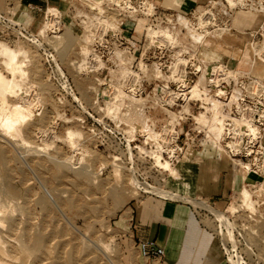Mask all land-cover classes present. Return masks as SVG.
<instances>
[{"label":"rangeland","instance_id":"374dc122","mask_svg":"<svg viewBox=\"0 0 264 264\" xmlns=\"http://www.w3.org/2000/svg\"><path fill=\"white\" fill-rule=\"evenodd\" d=\"M92 1L59 0V7L30 11L15 0L14 10L0 14V50L16 54L11 71L9 58L0 52V75L19 87L0 97V106L22 104L29 111L16 124L18 136L0 126L4 262L158 264L140 258L129 228L136 202L152 196L212 215L201 222L214 231L216 252L225 249L227 256L220 251L217 264H264V190L258 186L264 179L247 176L227 204L216 209L198 202L201 198L190 189L200 164L214 159L232 164L220 149L188 152L171 163L162 156L161 163L168 162L173 172L157 164L154 153L156 143L168 136L167 126L177 125V113L195 117L205 112L199 99L195 106L169 108L176 87L171 64L197 50L204 65L220 63L247 73L250 62L241 56L251 42L256 50L262 47L264 0H234L233 5L227 0H146L155 15L149 24L133 17L141 23L134 25V34L117 29V12L105 11L103 0H98L101 6ZM48 9L55 12L47 15ZM209 9L197 49L199 21L205 22L199 18ZM148 27L153 30L146 32ZM160 29L171 40L151 41L149 33ZM258 56L264 60V52ZM193 67L196 62L188 63L187 72ZM204 79L192 81L202 86ZM189 124H181L179 133ZM242 187L251 195L250 207L238 198ZM232 205V213L224 211ZM36 239L41 245L33 249ZM217 257L211 258L216 262Z\"/></svg>","mask_w":264,"mask_h":264},{"label":"built area","instance_id":"2783aa9c","mask_svg":"<svg viewBox=\"0 0 264 264\" xmlns=\"http://www.w3.org/2000/svg\"><path fill=\"white\" fill-rule=\"evenodd\" d=\"M103 2L105 11L117 12L120 21L117 29L125 34L130 32L134 34V25L141 27V23L136 22L133 17L143 18L149 24L156 11L152 2L149 3L146 0H103ZM209 13L210 9L202 12L199 19H206L211 14ZM205 22L201 24L199 21V34L201 33V35L197 34L195 38L197 49L200 47L203 34H205L204 29L208 24V21ZM148 29H152V27L146 28L145 31L147 32ZM198 36L200 38H197ZM186 61L187 65L183 67L185 71L183 79L174 81L176 87L175 91L171 92L172 100L169 108L172 109L179 103H183L185 106L190 104L195 106L198 100L192 101L190 90L195 85L192 78L198 79V77L205 78L206 82L199 87L202 97L211 93L210 97L213 99L209 97L210 100H215L217 104L214 106L211 102L202 104L199 101L201 103L199 108L202 110L206 108L203 107L204 105H209V108L203 112L205 115L202 123L194 120L193 116L177 113L178 117L174 120L177 125L167 126L169 128L167 129L168 136L161 139L160 136H157L160 140L156 143L154 153L160 155L161 158L166 156L171 163L175 159L182 158L188 152L204 151L209 154V152H216L217 149H220L230 163H236L238 170L264 179V84L254 78L250 70L247 73L230 70L226 65L220 63L204 65L197 59V50ZM193 62H196V67L187 72L188 63ZM213 64H218L223 71H231L233 74L221 75L219 69L208 68ZM164 89L168 90V87ZM187 122H190L189 127H186L184 133L181 127L179 133V126L185 125ZM213 125L222 128L220 135H212L210 128ZM197 201L204 202L213 208L206 200ZM191 208L201 221L204 218L208 219V216L212 217L204 210L193 206ZM135 245L140 258L145 262L158 263L164 257V249L158 247L155 241H138ZM221 250L226 257L225 249L221 247Z\"/></svg>","mask_w":264,"mask_h":264},{"label":"crops","instance_id":"0c3cea01","mask_svg":"<svg viewBox=\"0 0 264 264\" xmlns=\"http://www.w3.org/2000/svg\"><path fill=\"white\" fill-rule=\"evenodd\" d=\"M60 5L59 0H19L20 8L30 11ZM14 9L15 0H0V14H8ZM253 66L251 75L264 84V68L259 72L258 65ZM196 169L190 193L206 200L216 209L223 208L246 180L232 164L215 159L200 164ZM136 204L129 225L130 236L135 243L150 240L163 248L164 257L158 264H217L220 260L222 250H215L214 231L205 227L190 205L152 196L142 197ZM216 254L218 257L214 262L211 257H216Z\"/></svg>","mask_w":264,"mask_h":264},{"label":"bare ground","instance_id":"6f19581e","mask_svg":"<svg viewBox=\"0 0 264 264\" xmlns=\"http://www.w3.org/2000/svg\"><path fill=\"white\" fill-rule=\"evenodd\" d=\"M187 1V0H186ZM189 1H195V0H189ZM229 3L228 4H231V5H233V2H235L234 0H227ZM92 3H93V6L95 5V6H98L100 3H101V1H98V0H93L92 1ZM99 6H101V5H99ZM55 12V10H52V9H48V11L46 12V14L48 15L49 13H54ZM205 19V18H204ZM207 19V18H206ZM206 19H205V21H206ZM46 20L47 21H49L50 19L47 17L46 18ZM204 21V20H203ZM48 22H46L44 25H43V28H42V30H41V33L42 34H45L44 33V31H45V28H47V26H48V24L50 23H48ZM201 24H204V23H206V22H200ZM262 29H263V42H262V47L260 48V50H256V48L253 46V44H251V43H249L248 45H247V47L245 48V51H244V53H243V55L241 56L242 57V59L244 60V62H247L248 64H249V62H250V64H249V69L251 68V66L252 65H255L256 64V59L257 60H259L260 62H257V64L256 65H258V71L260 72L263 68H264V60H262V57H260L259 58V56H258V53L259 52H264V27H262ZM45 36V35H44ZM149 37H150V40L151 41H156L157 39L160 41V38H163V42H165V40L166 39H169V40H171V36L168 34V32H166L165 30H157V31H151L150 33H149ZM197 38H200V36H198ZM173 39V38H172ZM169 40H167V43H168V41ZM156 42H158V41H156ZM260 47V46H259ZM0 52H3L2 54L5 56V55H7V57L9 58V62H11V64H10V70L11 71H13V65H12V63H14V60H15V58H16V54L13 52V51H11V50H9V49H6V48H3L2 47V49L0 50ZM242 54V53H241ZM258 56V57H257ZM247 63H245V64H247ZM185 66V65H187V61L186 60H184V59H176L175 60V62L174 63H172L171 64V66L169 67V72L171 73V76H170V80L171 81H181L182 79H183V76H184V74H185V71H184V69H181V67L182 66ZM14 66H15V64H14ZM216 68V69H219L220 71V73H221V75H226V74H233V72H231V71H228V72H225V71H223V69H222V67H220V68H218L219 66H218V64H213V65H209L208 66V68ZM254 67V66H253ZM231 72V73H230ZM199 87H200V83H197V84H195L193 87H191V90H190V95H191V99H195V100H200L201 102H202V104H206V103H209V102H211V104L212 105H216L217 104V102L215 101V100H210V99H208L207 97H206V95H204L203 97L204 98H202V95H201V93H200V90H199ZM17 88H19V87H17V85L14 83V81H11V80H7V79H5V78H3L1 75H0V97H1V100H3L4 99V96L6 95V94H8V93H10V94H15V90L17 89ZM21 91V90H20ZM25 94V93H24ZM133 102H135V101H133ZM139 102V101H138ZM137 101H136V103H138ZM134 105V104H133ZM136 105V104H135ZM138 105H140L139 103H138ZM137 106V105H136ZM130 108H132V107H130ZM129 108V109H130ZM136 109H138V108H136ZM185 109V108H184ZM134 110V109H133ZM205 110H207V108H205ZM129 111V110H128ZM133 112V111H132ZM136 112V111H135ZM182 112V111H181ZM186 112V111H185ZM29 114V111L27 112V107H25L24 105H22V104H16V105H11V106H8L7 104H6V102H2V105L0 106V126L4 129V131L6 132V133H9V132H13V133H15L16 134V136H18V133H19V130H18V127H17V125L16 124H18V123H22L23 121H25V119L29 116H27L26 114ZM129 113H131V112H129ZM129 113H127V114H129ZM133 114V113H132ZM186 114V113H185ZM131 115V114H130ZM204 115H205V113H199L197 116H195L194 117V120H196L198 123H202L203 121H204ZM127 116V115H126ZM137 116V115H136ZM138 116H139V114H138ZM130 117V116H129ZM128 117V118H129ZM135 117V116H134ZM127 118V119H128ZM131 119V118H130ZM136 119V118H135ZM137 119H138V117H137ZM131 121H132V119H131ZM141 121V120H140ZM213 121H214V119H213ZM126 122H128V121H126ZM133 122H135V121H133ZM139 123V122H138ZM214 123H215V121H214ZM129 124H130V121H129ZM132 124V123H131ZM136 124V123H135ZM140 125V124H139ZM144 125V124H143ZM237 125V124H236ZM239 126L241 125V124H238ZM142 128V127H141ZM131 130V129H130ZM143 130V129H142ZM139 132V131H138ZM210 132L212 133V135H214V136H218V135H220V133L222 132V128H219L217 125H213V126H211V128H210ZM151 135V134H150ZM149 137V136H148ZM155 138H156V136H155ZM148 139V138H147ZM146 140V139H145ZM151 141V140H150ZM153 141H154V139H153ZM156 141V140H155ZM157 142V141H156ZM156 157V162H157V164H159L163 169H166V170H168L169 172H173V171H175L176 169H174V168H172V165H170L168 162H166V161H164L163 163H161V161L163 160V159H161V156L160 155H157V156H155ZM236 168H237V165H236V163L235 162H233L232 163ZM240 171V170H239ZM241 173H243V172H241ZM264 174V173H263ZM243 175L245 176V178H247V176H249V175H251V174H245V172L243 173ZM258 186H259V192L262 190H264L263 189V187H264V184H263V181L262 182H260V183H258ZM1 193V192H0ZM134 193V192H133ZM2 194V193H1ZM135 194V193H134ZM237 194H238V198L240 199V200H242L241 201V203H244L245 205H247L248 207H250L249 205H248V203L251 205V202H249L250 200H251V195H250V193H249V191H248V189H246V187H242L238 192H237ZM166 197L168 196L167 194L165 195ZM172 197V196H171ZM171 197H168V198H170L171 199ZM167 198V199H168ZM3 202V201H2ZM1 202V203H2ZM246 202H248V203H246ZM3 205V204H2ZM198 205H201L202 207H204V208H208V206L206 205V204H198ZM245 205H242V206H245ZM229 206V205H228ZM5 207V206H4ZM233 207V205L232 206H230V207H228V208H226V210H224V211H226V212H233V209L235 210V208H232ZM246 207V206H245ZM248 207H247V209H248ZM1 208H2V206H1ZM0 208V209H1ZM212 211H214V213L215 212H219L218 210H214V209H211ZM4 212V211H3ZM2 212V213H3ZM1 213V212H0ZM7 214V213H6ZM12 214V213H11ZM18 214V213H17ZM216 214V213H215ZM4 216V215H3ZM0 217H1V214H0ZM5 217V216H4ZM7 218V217H6ZM12 218V217H11ZM6 220V219H5ZM9 220V219H8ZM3 223H5L4 222V220L3 219H1L0 218V227H2V226H6V225H3ZM7 224V223H6ZM15 224V223H14ZM10 225H11V223H10ZM8 229V228H7ZM1 230H2V228H1ZM7 231V230H6ZM7 233V232H6ZM5 233V234H6ZM7 236V235H6ZM4 240V239H3ZM7 239H5V241H6ZM3 242V241H2ZM7 243V242H6ZM20 243V242H19ZM0 244H2L1 242H0ZM34 246V248L33 249H38L39 247H40V245H41V240H39V239H36L35 241H34V244H33ZM100 245V244H99ZM2 246V245H1ZM0 246V264H6L5 262H4V257H6V253H5V250L2 248ZM6 246V245H5ZM22 247V246H21ZM23 248V247H22ZM31 248V247H30ZM106 248V247H105ZM108 248V247H107ZM106 248V249H107ZM7 249H9V248H7ZM26 249V248H25ZM29 250V249H28ZM27 250V251H28ZM22 251V250H21ZM31 251H32V249H31ZM41 251V250H40ZM11 252V251H10ZM10 252H9V254H10ZM25 252V251H24ZM33 252H34V250H33ZM36 252V251H35ZM34 252V253H35ZM28 253V252H27ZM32 253V252H31ZM24 254V253H23ZM29 254H30V252H29ZM33 254V253H32ZM39 255V254H38ZM22 257V256H21ZM20 257V258H21ZM27 257V256H26ZM29 257V256H28ZM7 258V257H6ZM29 258H31V257H29ZM8 260V259H7ZM21 260V259H20ZM10 261V260H9ZM18 261V263H20L19 262V260H17ZM25 261H26V259H25ZM8 262V261H7ZM17 263V262H16ZM17 263V264H18ZM26 263V262H25Z\"/></svg>","mask_w":264,"mask_h":264}]
</instances>
